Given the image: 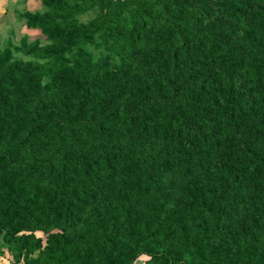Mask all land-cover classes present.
Returning a JSON list of instances; mask_svg holds the SVG:
<instances>
[{"label":"trees","instance_id":"1","mask_svg":"<svg viewBox=\"0 0 264 264\" xmlns=\"http://www.w3.org/2000/svg\"><path fill=\"white\" fill-rule=\"evenodd\" d=\"M39 2L0 39L12 263L264 264V0Z\"/></svg>","mask_w":264,"mask_h":264},{"label":"rangeland","instance_id":"2","mask_svg":"<svg viewBox=\"0 0 264 264\" xmlns=\"http://www.w3.org/2000/svg\"><path fill=\"white\" fill-rule=\"evenodd\" d=\"M39 9H42L39 0H0V39L10 38L16 42L26 36L28 40L36 37L42 40L38 30L27 28L23 19L17 16L20 11ZM0 264H13L4 244H0Z\"/></svg>","mask_w":264,"mask_h":264}]
</instances>
